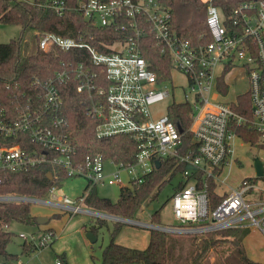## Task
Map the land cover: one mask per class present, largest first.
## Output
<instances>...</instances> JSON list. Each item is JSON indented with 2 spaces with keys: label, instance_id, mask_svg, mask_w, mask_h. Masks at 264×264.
Listing matches in <instances>:
<instances>
[{
  "label": "built area",
  "instance_id": "1",
  "mask_svg": "<svg viewBox=\"0 0 264 264\" xmlns=\"http://www.w3.org/2000/svg\"><path fill=\"white\" fill-rule=\"evenodd\" d=\"M201 1L206 4L207 32L198 42L173 29L172 12L160 0L82 1L76 10L85 21L114 28L122 35L106 46L110 49L107 53L92 44L93 36L86 40L82 31L77 38L32 31L38 50L75 54L51 76H32L25 88L16 84L9 96L10 105L4 106L0 100V171L23 172L49 163L64 169L69 177H85L88 193L98 185L122 184L123 171L128 172L132 187L133 183L143 182L157 162L176 158L186 166L178 183L187 184L174 192L170 201L181 230L216 232L244 227V221L249 220L264 235V186L243 179L212 209L207 182L200 186L198 180L201 174L203 180L221 182L223 169L236 161L235 140H242L237 134L239 128L248 126L264 143V0L243 2L230 18L213 0ZM46 6L59 17L68 11L62 0H52ZM29 40L27 35L24 41ZM145 48L154 50L162 59H170L168 76L158 75L155 63L144 56ZM239 64L248 84L250 117L234 110L236 97L228 102L214 99L215 93L223 95L220 78ZM176 72L184 76L187 85L183 101H175ZM225 82L228 85L227 79ZM70 90L81 96L86 116L97 122L98 138L128 135L135 141L134 163L88 154L84 166L78 164L65 115ZM168 99L173 101L166 113L155 116L153 108ZM179 103H189L193 108L189 131L196 154L192 150L183 154L181 132L168 116L169 107ZM10 140L16 143L9 144ZM110 167L116 170L107 174L105 169ZM254 177L264 179L256 172ZM255 191L259 193L255 195ZM55 192L56 187H52L49 196L53 200L58 198ZM47 203L72 214L94 212L86 208L85 195L77 200L64 196L57 203ZM20 238L36 250L51 245L56 234L49 229L40 236L21 233Z\"/></svg>",
  "mask_w": 264,
  "mask_h": 264
},
{
  "label": "trees",
  "instance_id": "2",
  "mask_svg": "<svg viewBox=\"0 0 264 264\" xmlns=\"http://www.w3.org/2000/svg\"><path fill=\"white\" fill-rule=\"evenodd\" d=\"M52 0H34L26 2L19 0H0V23L18 25L21 33L18 38L8 43H0V100L4 106L10 105L9 96L15 91V85L28 87L32 76L48 77L55 71L62 69V62L69 60L75 53L62 51L43 52L37 48L29 49L24 41L27 34L34 31L54 32L63 37L77 38L80 31L85 33L84 38L93 36L92 44L102 52H110V46L120 40L122 35L114 28L98 27L85 21L78 5L85 0H62L68 7L64 17L47 7ZM162 5L172 12V27L179 35L198 42L207 32L206 4L201 0H160ZM252 0H213L226 17H231L234 10L243 2ZM229 25V24H227ZM229 27V26H228ZM89 41V40H88ZM209 42L210 38H206ZM91 42V41H90ZM80 53V52H78ZM144 56L155 63L154 70L159 76H168L170 59L158 56L154 50L144 49ZM227 69L220 78L219 88L223 94L228 93L226 75ZM9 85V87H7ZM81 96L74 90L66 95L65 115L69 121V133L76 147L75 160L84 166L88 154H100L107 159L118 163L132 164L135 161L137 145L128 135H117L110 138L96 136L97 122L85 114ZM234 110L245 117H250L251 102L248 92L236 95L232 104ZM193 108L189 103L173 104L169 107L170 120L182 129L181 136L184 142L183 154L191 151L196 154L197 147L189 131L192 123ZM237 134L245 143L261 145L260 135L253 129L242 127ZM16 141L10 140L9 144ZM160 167L144 177L143 182L133 183L132 187H123L116 202L109 198H102L93 187L85 195V204L90 209L117 217L136 219L141 205L148 198L157 200L160 193L172 183L186 168L178 159H163ZM70 178L66 171L49 163L37 165L23 172L0 171V197L34 198L45 200L52 187H59L62 182ZM246 179V178H245ZM199 184L208 185L210 207L216 208L226 195H219L216 181L198 176ZM187 182L181 181L173 186V191L181 190ZM89 185L85 188L86 192ZM174 192L168 196L170 202ZM82 195V196H83ZM161 209L152 212L150 219L153 224L160 225ZM106 218L99 217L88 231L97 235L100 227L106 224ZM13 223L28 225L38 224L37 218L31 213V202L22 200H0V256L5 260H16L17 255L8 253L13 232L9 227ZM124 226L121 222H114L110 242L102 249L99 264H180L174 257L168 238V233L160 230H151L150 239L146 248L139 249L124 246L115 242L116 235ZM248 227H236L222 231L194 234V251L191 257L183 264H264L254 261L246 255L244 239ZM23 253L32 252L33 247L25 242L22 244ZM61 264H68L64 255Z\"/></svg>",
  "mask_w": 264,
  "mask_h": 264
},
{
  "label": "rangeland",
  "instance_id": "3",
  "mask_svg": "<svg viewBox=\"0 0 264 264\" xmlns=\"http://www.w3.org/2000/svg\"><path fill=\"white\" fill-rule=\"evenodd\" d=\"M26 2H34V0H19ZM21 33V27L18 25H9L0 23V43H8L10 40L18 38ZM28 33L30 46L29 49H36L35 37ZM228 80V90L230 95H218L215 100L232 101L236 95L245 94L248 92V84L245 79V72L239 64L228 72L226 76ZM175 83V101L184 100V92L186 89L185 78L180 73L174 74ZM249 95V94H248ZM212 97V100H214ZM172 99L155 106L153 108L154 115H162L167 111V106L172 103ZM235 155L236 161L226 166L220 176L221 182H218V193H229L230 188H236L243 179L254 180L257 185L264 186L263 178H255L254 160L259 158L264 163V147L261 145L245 144L241 139L235 140ZM107 174H112L116 169L113 167L106 168ZM122 184L120 185H98L97 194L102 198H109L116 202L123 187L130 188V178L127 171L121 173ZM255 179H254V178ZM179 176L173 179L159 195L157 200L146 199L141 205V209L136 214L135 221L143 223H151L150 216L153 211L161 209L160 225L169 229H183L180 223L172 214L171 204L167 202L168 196L173 191V186L178 183ZM88 185V180L83 176L70 177L56 188L55 195L58 198L48 196L45 201L58 202L59 198L68 196L73 200L79 199L85 188ZM259 193V191L254 192ZM88 210H92L86 207ZM94 211V210H92ZM31 213L37 218H47V222L38 223L36 225H28L21 223H13L9 230L13 232L10 243L7 245L8 253L17 255L16 260L7 261L0 256V264H56L61 262V256L64 255L68 264H99L101 261L102 249L110 242L111 232L114 229L116 220L106 218V224L100 227L96 241L90 242L86 234L89 232V227L94 224L100 216L91 213L72 214L69 210L45 202H31ZM121 222L122 221H117ZM244 224L248 227V234L244 240L246 255L254 260L264 263V235L257 227L251 224L249 220H245ZM156 225V224H154ZM53 229L56 234L55 241L47 247L36 249L32 252L23 253V241L20 234H35L40 236L44 231ZM151 229L148 227L137 226L130 223H124L121 231L116 235L115 242L121 243L124 246L142 249L147 246ZM183 231V230H182ZM169 245L174 257L180 264L185 263L191 257L194 251L193 240L198 233L194 232H172L167 231ZM118 241V242H117Z\"/></svg>",
  "mask_w": 264,
  "mask_h": 264
},
{
  "label": "water",
  "instance_id": "4",
  "mask_svg": "<svg viewBox=\"0 0 264 264\" xmlns=\"http://www.w3.org/2000/svg\"><path fill=\"white\" fill-rule=\"evenodd\" d=\"M179 130H180V132H182L181 128H179ZM156 166L160 167V163L157 162ZM254 169H255L257 177H263V175H264V163L259 158H256L254 160ZM0 200H22V201H26V202L35 201V202H45V203H47V201H45V200L34 199V198L0 197ZM93 214H95L97 216H100V217L116 220V221H122L123 224L124 223H130V224H134V225H137V226L148 227L151 230H160V231H164V232H167V231H172V232L181 231V232H185V230L182 231L181 229L164 228V227H161V226H158V225H154V224H151V223L138 222V221H135L134 219H128V218H123V217L107 215V214L99 213V212H96V211H94ZM47 220H48L47 218L40 217V218H38V223H40V224L41 223H45V222H47ZM86 236L89 239V241L92 242V243L97 240L96 239V235L93 232L89 231L86 234Z\"/></svg>",
  "mask_w": 264,
  "mask_h": 264
},
{
  "label": "crops",
  "instance_id": "5",
  "mask_svg": "<svg viewBox=\"0 0 264 264\" xmlns=\"http://www.w3.org/2000/svg\"><path fill=\"white\" fill-rule=\"evenodd\" d=\"M219 195H226V194H228V193H218ZM51 230H53V229H51ZM54 231V230H53ZM149 239H150V235H149ZM149 239H148V243H149ZM245 240V239H244ZM118 242V241H117ZM118 244H121V243H118ZM122 245V244H121ZM148 245V244H147ZM147 247V246H146ZM146 247H144V248H146ZM144 248H142V249H144ZM259 262V261H258Z\"/></svg>",
  "mask_w": 264,
  "mask_h": 264
}]
</instances>
